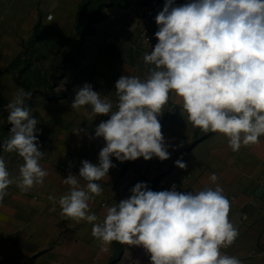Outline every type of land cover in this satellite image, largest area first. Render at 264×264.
<instances>
[{
    "label": "clouds",
    "instance_id": "obj_1",
    "mask_svg": "<svg viewBox=\"0 0 264 264\" xmlns=\"http://www.w3.org/2000/svg\"><path fill=\"white\" fill-rule=\"evenodd\" d=\"M155 21L158 42L143 56L152 67L143 79L121 76L116 81L115 110L90 84L76 91L72 109L90 108L85 112L89 120L110 116L95 128L105 146L98 164L84 160L78 176L63 179L70 190L58 200L48 197L51 210L58 204L63 217L92 224L91 234L102 247L112 242L143 246L151 264H242L222 252L239 232L229 218L231 202L218 184L184 193L175 186L153 191L139 182L130 197L107 207L103 221L97 222L90 210L89 201L103 192L97 182L115 166L111 157L120 162L170 158L158 117L173 94L193 128L222 134L233 152L264 136V0H190L180 6L166 0ZM32 95L18 89L5 106L11 128L0 148L23 163L13 177L0 156V202L9 186L28 192L48 176L40 164L38 120L26 103ZM175 163L186 168L181 160ZM209 179L215 183L218 177L213 173Z\"/></svg>",
    "mask_w": 264,
    "mask_h": 264
},
{
    "label": "crops",
    "instance_id": "obj_2",
    "mask_svg": "<svg viewBox=\"0 0 264 264\" xmlns=\"http://www.w3.org/2000/svg\"><path fill=\"white\" fill-rule=\"evenodd\" d=\"M84 0H0V136L8 112L5 106L21 86L16 82L12 65L25 51L35 26H49L58 32L74 31L79 7ZM141 0L107 6V17L97 24L99 32L112 35L134 46L144 41L155 43L152 24L140 15ZM54 17L49 22L47 17ZM156 25V24H154ZM158 26V25H157ZM95 72L102 77L138 76L145 78L149 70L142 69L114 53L104 52ZM174 94L169 107L182 111ZM162 123L170 158L157 157L120 162L111 157L114 167L107 177L98 181L103 192L89 201L90 210L103 221L107 207L130 197L135 184L144 182L153 191L175 190L198 192L207 187H222L231 202L229 218L238 229L236 241L227 255L241 259L242 264H264V136L259 143L233 152L225 136L203 133L187 122L186 114L169 115ZM71 131L68 137H53L41 150V166L48 176L42 185L22 192L15 184L0 202V264H151L150 254L143 246L112 242L101 246L91 234L92 224L79 223L55 210L48 197L57 200L69 192L62 181L71 173L79 175L82 161L99 163L104 139L95 137L88 128ZM199 136L198 142L191 146ZM186 164L185 169L176 161ZM215 174V183L210 176ZM16 177V176H14ZM81 186L86 184L82 178Z\"/></svg>",
    "mask_w": 264,
    "mask_h": 264
},
{
    "label": "rangeland",
    "instance_id": "obj_3",
    "mask_svg": "<svg viewBox=\"0 0 264 264\" xmlns=\"http://www.w3.org/2000/svg\"><path fill=\"white\" fill-rule=\"evenodd\" d=\"M102 1L95 0L94 6ZM127 4L128 0H119ZM95 7L91 9L93 11ZM154 37L158 26L152 24ZM148 45L144 41L135 42L134 46L113 37L112 35L96 31L88 35L80 43V38L75 31L58 32L49 26H41L37 38L25 44V57L18 62L13 69L15 75L33 93L27 101L28 107L34 118L38 120L37 135L40 151L47 141L53 137H68L69 133L78 128H88L95 132L100 122L110 118L107 115H97L89 120L85 112L90 108H82L76 111L71 108L76 91L84 84H90L94 91L100 93L102 99L113 103V110L117 97L115 95V77H102L95 72L98 57L104 52L114 53L128 61H132L142 69H150L152 66L143 61L145 53H150L157 43ZM165 107L163 114L158 117L160 124L169 115H180L182 111L176 107ZM3 133L0 136L2 144L10 136L11 125L7 118L4 122ZM203 132L199 130V136ZM197 136V135H195ZM198 136V137H199ZM103 139L102 137H100ZM0 156L6 162L10 174L18 176V169L23 163L16 153L4 152L0 148Z\"/></svg>",
    "mask_w": 264,
    "mask_h": 264
},
{
    "label": "trees",
    "instance_id": "obj_4",
    "mask_svg": "<svg viewBox=\"0 0 264 264\" xmlns=\"http://www.w3.org/2000/svg\"><path fill=\"white\" fill-rule=\"evenodd\" d=\"M117 2L119 4H122L121 2H119V0L102 1L99 4H97L96 6H94L95 0H84L81 3V5L79 7L78 15H77L76 23L74 26L75 34L80 38V43H82L85 40L86 36L93 35L96 33L97 24L107 17V13L105 11V8L107 6L114 5ZM93 7H95V8L93 9V11H91V9ZM40 27H41L40 23H38L35 26L33 37L31 40H29L30 42H32V40H35L37 38L38 31H39ZM24 57H25V51L17 59V61L12 65V71L15 68V65L18 62L22 61V59ZM13 76H14L16 82L21 86V88L29 89V85H25L23 82H21L19 80V78L15 75L14 71H13ZM3 129H4V127H3ZM199 139H200V137L195 136V139L192 142L191 146L195 145Z\"/></svg>",
    "mask_w": 264,
    "mask_h": 264
},
{
    "label": "built area",
    "instance_id": "obj_5",
    "mask_svg": "<svg viewBox=\"0 0 264 264\" xmlns=\"http://www.w3.org/2000/svg\"><path fill=\"white\" fill-rule=\"evenodd\" d=\"M165 2L166 0H141L140 15L149 23L156 24L155 17L162 11ZM188 2L190 0H174V6H180Z\"/></svg>",
    "mask_w": 264,
    "mask_h": 264
}]
</instances>
